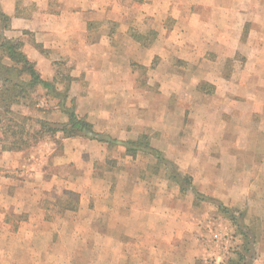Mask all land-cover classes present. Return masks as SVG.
Wrapping results in <instances>:
<instances>
[{"label":"crops","instance_id":"0c3cea01","mask_svg":"<svg viewBox=\"0 0 264 264\" xmlns=\"http://www.w3.org/2000/svg\"><path fill=\"white\" fill-rule=\"evenodd\" d=\"M110 2L0 0V11L11 19L5 35L23 42L43 78H54L61 58L75 63L69 70L71 98L96 133L58 132L45 140L57 151L50 167L37 163L39 157L22 160L25 150L3 148L0 135V264H226L223 248L215 246L231 230L219 207L230 199L219 185L232 187L235 211L251 231L252 213L242 206L255 200L256 171L264 178V150L251 144L264 135V0H151L131 7ZM144 13L162 23L169 19L159 33L152 31L150 47L124 24ZM108 20L119 24L117 35L129 42L126 47L105 31ZM145 47L148 55L142 57ZM172 54L191 68L174 66ZM238 54L245 62L237 78L219 73L217 60ZM156 58L160 64L149 78L153 87L145 89L134 64L151 65ZM191 76L201 83L193 86ZM224 83L236 94L231 111L210 103L225 92L219 89ZM225 115L235 122L258 116V126L229 133ZM209 119L214 131L195 136L199 144H192V123ZM143 136L149 146L129 152L134 150L129 143ZM225 139L233 145H223ZM39 150L43 161L46 149ZM154 151L189 174L193 189L182 193ZM64 165L75 172L64 175ZM213 182L216 187L206 191ZM65 187L79 196L78 205L52 213L47 200L58 199L53 192ZM203 202L216 211L198 212L195 207ZM259 216L264 218V209L257 210ZM256 262L264 264V256Z\"/></svg>","mask_w":264,"mask_h":264},{"label":"rangeland","instance_id":"374dc122","mask_svg":"<svg viewBox=\"0 0 264 264\" xmlns=\"http://www.w3.org/2000/svg\"><path fill=\"white\" fill-rule=\"evenodd\" d=\"M105 1L106 2L111 1L110 7H113L117 2H119L121 0H105ZM122 1H124V3H125L127 0H122ZM137 1H140L142 3L146 2L147 4H150V2H151V0H133L131 2L128 1L126 3L128 5H130V7H131V6H134L135 2H137ZM160 1L162 3L167 2V0H160ZM227 1L233 2V0H227ZM144 15H145L144 18H141V16L139 18H128L129 20L127 22H124V24L126 27H129L128 33L132 32V30H133V32L135 34L141 35V39L144 40L145 44H147L150 47L152 45L151 44V38H153L152 31H156V32L158 31V33H159V30H161L162 26L168 25L169 19H168V17H165L164 23H162L159 19H156L155 17L153 18V16L150 14L146 15L144 13ZM99 28H100L99 25L95 26L97 35L99 32ZM118 28H119V24L117 25V24H115V22L108 20L106 23L105 31L108 30V31L112 32L113 34H116L115 37L119 40V43H118V41H116L117 46L120 45V43H121L122 46L126 47L127 44H129V42L126 39H122L119 35H117L118 34L117 29ZM113 37H114V35H113ZM97 39H98V41L100 40L99 35L97 36ZM154 44L156 45V43H154ZM157 46H159V45H157ZM160 47H162V44L160 45ZM148 51H149L148 47L143 48L142 57H145L146 55H148L147 54ZM138 52L140 55V50ZM172 56H173L172 59H173L174 66H176L177 68L182 69L185 66H186L187 70L191 68L189 65H187V62H185L182 59H179L177 54H172ZM244 62H245V58L241 54H238L235 57V59H232V60H230L229 58L228 59L227 58H219L217 60V69H218L219 73L223 72L224 75H229L230 77H233L234 79H236L237 76L239 75L238 72L239 71L241 72V70H240L242 68L241 65H243ZM74 64L75 63L71 59L61 58V60L59 62H57V65H55L54 68L56 69V71H60V73H61L60 78H62L63 80H66L67 76H69V70H71V68L73 67ZM159 64H160L159 60H158V58H156L151 65L144 66V64H138V63L134 64L138 68L134 67V65H133V67L136 68L138 71L137 82L142 83L144 85L145 89L153 87L150 84L149 78H151L152 70L155 69L156 66ZM189 81L192 82L193 86H195L197 83L198 84L201 83V79L197 78L196 76L189 77L188 82ZM203 83H205V82H203ZM224 84L219 85V89L223 90L225 92H223L222 94L219 93L218 96L210 98V103L217 106L218 109L223 107L224 111H231L230 103L232 102V99L235 98L236 94L230 92V89H231L230 84H228V83H224ZM206 86H208V85H206ZM224 86H226L228 88L225 89ZM43 96L44 95H43L42 90H40L38 93H36L35 98L37 101H39V104L35 108H31V110H30L31 116L34 119H38V118L43 119L44 118V119H48V120H50V119L56 120V119H59L61 117V116H59V113H60V114H62V119H60V122H66L67 116L65 114H63L62 112H60V110L56 107L57 101L55 99H47L46 97H43ZM70 96H73L72 92H70ZM241 98L243 99V97H241ZM180 101L183 102V100H181V99H180ZM14 109L16 111L20 110V109L22 110V108H20V107L18 108V106H15ZM40 109H44L45 111H42ZM24 112L29 113L28 110H25ZM235 115L237 117L239 116L237 111H236ZM63 118L65 119V121H63ZM223 120H224L223 123H224L226 129L228 130V132L229 133L233 132V133L237 134V131H239L240 128L241 129L249 128V129L254 130L255 127L258 126L259 117L255 116V118H253V120L251 122L246 121V120L241 121V122H235L234 120H231V117L229 115H225V116H223ZM212 124H213V121H210V119L206 123L205 122L204 123L203 122H197V123L193 122L191 125V134H192L191 135L192 136V142L191 143L193 144L196 141V144H199L198 137L195 138V136H199L202 133L206 134V132L207 133L213 132L214 130L210 131V130H212V128H210ZM33 125H35V123H33ZM240 131H242V130H240ZM54 139H55L54 137H51V138L46 137L43 140V142L40 141V142L34 144L28 150H25V152H24L25 158H22V160H25L27 162V160H29L33 157H39L36 159L37 163H46L47 162L48 167L54 166V164H55L53 162L55 160L54 157L57 155V151L53 149V148H55V145L53 147L52 144H48V145H46L47 143L45 144V140H54ZM225 141L227 143L225 144L222 141L223 145H226V146H232L233 145V142H231V139L230 140L225 139ZM215 144L217 145L216 142H215ZM251 144L256 146V151L264 150V135H256V137L254 139H252ZM40 147H43L44 149L47 150V151L44 150V152L46 153V157L43 158V161L40 160L41 159L40 157H43L42 156L43 152H40V150H39ZM51 151L52 152L54 151V152L52 153ZM59 153H61V152L59 151ZM260 155L262 156V155H264V153L260 152ZM26 162H24V163H26ZM61 170H62V173L64 175H67L68 173L75 172L71 167H68L67 165H64L63 168L61 166ZM47 173H48L47 177L49 178L51 176L50 173H52V170H48ZM256 173L259 174V177L257 178L255 184H253V188H251V191H253V193H254L255 200L251 201V203L246 201L248 203L242 206V208L248 212L247 214H249L250 212L252 213L251 218L253 221L251 222V224H252L251 227H253V229L250 232H251V234L255 240L254 246L252 247V245H251L252 250L249 254L242 252L246 258V262H244V264L245 263L250 264V262H251V264H255V263H257L256 261L259 260V258L264 256V248L261 246V244L264 242V230H263L264 218H262L261 216H259V217H261V219L256 217L257 210L263 211V209H264V206H263L264 205V178L261 177L263 171L257 170ZM204 185L205 184H201V188H203ZM206 186H207L206 191H208V189H210V188H215L216 184L213 182L209 186L208 185H206ZM169 188L171 189L172 187H169ZM62 189H63V191H60L59 193L53 192V194L56 195L58 197V199L47 200V207L50 210H52L51 211L52 213L53 212L62 213L63 212L62 208H65L69 202H71V203L75 202L74 205H76V206L78 205V202H79L78 197L79 196L77 194L69 195L68 193L71 190L68 187L67 188L65 187ZM52 191H54V189ZM219 191L222 195H224L225 193L227 194V195L226 194L225 195L228 196L230 199V202L226 201V204L228 205L227 207H229L231 210H233V212L236 213V215H239V212L237 213L235 211V209H237V207L235 206V204H233V201L231 198L232 197V187L228 186V185L220 184L219 185ZM256 197H258L259 199L256 200ZM200 198H198V200H200ZM203 198H201V199H203ZM242 208H240L239 210L242 211ZM195 209L200 213L201 212L205 213L208 210H210L208 213H210V212L214 213V211H216V206H214L210 202L209 203L203 202V204H201L198 207H195ZM255 217H256V219H255ZM225 219L226 218H224V220ZM254 219H255V222H254ZM13 220L17 221L18 215H15L13 217ZM225 221H226L225 225L228 224L231 227V230L225 231V233L223 234V236L221 238V241L215 247L219 248V249L221 247L223 248L221 253H222V256L224 257L225 260L231 259V258L238 259L237 258L238 256H236V252L242 251V245L244 242V238H243V236H241L237 232V228L228 219H226ZM249 260H250V262H249Z\"/></svg>","mask_w":264,"mask_h":264},{"label":"trees","instance_id":"16d2710c","mask_svg":"<svg viewBox=\"0 0 264 264\" xmlns=\"http://www.w3.org/2000/svg\"><path fill=\"white\" fill-rule=\"evenodd\" d=\"M10 17L0 11V135L3 148L9 150H26L46 137H54L58 132H62L66 137L85 134L95 137L92 125L85 118L78 115L74 104V99L70 96L71 74L66 80L60 78V71H57L53 79H45L27 54L23 51V42L9 38L4 31L10 28ZM135 38L141 39V35L133 34ZM40 90L43 97L55 99L56 107L67 116L66 122L50 121L48 119H34L31 116V108H35L39 101L35 95ZM22 108L15 110L14 107ZM28 110L29 113L24 112ZM45 111L44 109H40ZM35 123V125H33ZM100 140L106 139L97 134ZM146 137L130 142L134 150H129L135 154L140 149L149 146ZM146 144V145H145ZM160 163L169 168V179L180 186L182 193H187L192 186V178L189 174H183L174 164L165 161L164 155L160 151H154ZM69 195H75L69 191ZM197 198L201 195L196 193ZM201 200V198H200ZM75 203V202H74ZM69 202L66 209L75 210L76 205ZM223 213L231 220L237 228V232L243 236L244 242L242 251L236 252L238 259H229L226 264H244L246 258L242 252L250 253L251 245L254 246L255 240L246 226L242 223V215L236 216L229 207L219 206ZM250 262V260H249ZM247 264V263H245ZM251 264V262H250Z\"/></svg>","mask_w":264,"mask_h":264}]
</instances>
